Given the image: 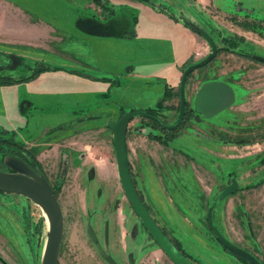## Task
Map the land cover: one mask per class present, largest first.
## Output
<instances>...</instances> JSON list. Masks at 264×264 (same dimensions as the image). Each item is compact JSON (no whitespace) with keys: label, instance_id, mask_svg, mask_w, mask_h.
Returning <instances> with one entry per match:
<instances>
[{"label":"rangeland","instance_id":"rangeland-1","mask_svg":"<svg viewBox=\"0 0 264 264\" xmlns=\"http://www.w3.org/2000/svg\"><path fill=\"white\" fill-rule=\"evenodd\" d=\"M160 1L167 4L164 5L165 8H162L164 11L168 12L169 10L174 15L186 18L192 25L205 29L217 47V53L213 58L188 73L183 85V96L187 104L192 105L193 95L197 87L205 80H223L229 83L234 90L232 103L212 115H201L199 116L200 119H197L191 114H185L176 132L178 138L172 139L169 144L174 147H181V145L186 146L187 141L190 143V147L186 146L189 154L194 157L195 161L209 170L207 173L210 178H208L207 183L210 184L212 189V200L208 205L211 206V212L216 211V209L225 212V209H227L225 208L227 206L226 202L230 203V198L233 199L236 212H241V215L246 212L247 221L244 231L240 224V227L237 224L235 226L234 222L226 217L218 225L215 213L211 214L212 222L227 239L234 240L233 243L248 250L264 264V103L259 101L260 104H253L255 99L252 98L253 95L264 91V62L229 50L230 44L227 42H232L233 50L237 47L236 49L241 48L248 53L264 55V0ZM106 3L107 1L96 0V4L100 6V9L108 10L109 7L104 5ZM115 15L117 16V13ZM147 20L146 15H143L140 10L133 13L129 12L127 21L130 22V25L123 32L126 36L125 42H114L109 52L115 55L120 53V57L124 56V53L133 55L132 48L135 46L134 40L136 39L135 27L141 23L143 27H147ZM10 23L9 19L2 18L1 20V24L6 27ZM20 24L18 19V25L13 27H18L17 33L25 34V30L22 31L23 27L19 26ZM157 25L160 26L161 31H166V29L168 31V27L164 29L161 24L157 23ZM131 29H133V34L129 35ZM194 33L197 36L196 43H198L195 47V56L201 57L210 51V46L201 35ZM142 36L143 33H140L138 28L137 43L141 42ZM2 42L7 43L6 40ZM4 45L6 47L10 46L9 49H17L20 52L0 50V52H6V55L15 56L12 59L8 55L10 67L0 65V74L18 75L20 72L25 73L30 69L27 67L34 65V59L45 62L46 58L52 61L55 58L42 46L34 48L27 45ZM152 55L151 52H146L142 56L151 57ZM94 59L98 62H106L101 58ZM127 60H129L128 57ZM131 64L138 69L136 63L131 61ZM141 64V67H146L145 64ZM128 68V66H125L120 73L107 76L116 80V82L110 83L108 81V83L116 85L118 76L127 71ZM181 70L182 68L179 72ZM178 81L179 75L173 80L171 86H166L169 92L167 99L173 106L163 107L159 109L160 111H156V115L167 123H172L177 117ZM123 91L127 94L126 101L116 102L122 106L119 108L123 110L134 107L130 104L132 101L147 97V92L141 88H126ZM10 93V90L0 88L1 105L7 106L5 103L11 100ZM96 101L98 104L101 103L99 99ZM106 105V108H102V110H108L112 104L107 103ZM15 111H19L16 113L17 118L11 116L9 110L5 113L11 119L9 122L17 128V140L25 148H28L34 157L36 156L35 159L49 183L54 187H58L56 198L63 215L58 264H108L98 252L97 243L119 264H127V247L126 249H120L119 256L114 253L112 247L110 248L111 242L114 241V237H110V223L116 218V208L120 207L117 212L120 215L123 206H125L123 210L127 208L129 214L133 216V226L140 228L141 232L144 228L128 204L119 184L114 151L112 150V137L109 135L110 141H108L101 132L98 133L96 138L88 136V134L82 136L80 140L95 139L101 143L100 145H103L102 142L106 140L105 145L100 147L98 151L102 152V150L109 149V162L106 161L100 164L97 161L96 163L99 172L84 173L83 168L87 170L88 165L95 164L91 163L93 154L99 158L101 152L88 153L86 149V160H84L79 171L77 169L79 163L76 160H66L65 154L71 153V146L70 143H67L68 128L65 125L67 123L65 114L53 112L52 109H45L42 112L40 109L32 110V107L27 108L25 106ZM97 111H100V109L91 108L81 115L86 118H97L98 116H93L98 115ZM28 116L30 117L31 127L26 129L24 120ZM42 120L47 124L51 123V125L43 127V124L40 123ZM139 123H141V127L138 126ZM131 125H134V130L142 132L147 138L158 142V139L148 136L146 132L163 134L155 124L150 122L149 118L144 116H133L129 120L127 128ZM191 129H195L196 134ZM8 131H10V135L12 130ZM108 132L111 134L110 129ZM6 134V137H10ZM68 139L70 140V137ZM50 143L52 145L47 148ZM82 158L83 155L80 156L79 160L82 161ZM130 172L135 186L141 189L131 169ZM165 172L169 175L172 174L173 165L171 163L167 164ZM229 176L236 178L238 188L226 196L218 198L219 187L225 183ZM145 198L151 213L154 214L150 200L146 196ZM252 205H255V208ZM250 217L253 219V224H256L255 228L252 227L251 221H249ZM104 222H106L105 237ZM86 225H90L92 231L96 234L97 238L95 240L88 236ZM242 226L244 227L243 224ZM45 231L46 222L43 218V212L37 204L20 194L0 192V256L2 257H0L2 259L0 264H18L17 254L23 264H39ZM203 231L206 240L205 246L193 243L191 240L186 244L190 248L187 249L185 243L180 242L182 248L192 257L190 259L193 262L245 264L240 257L223 248L207 227L203 228ZM145 235L151 244L159 248L147 232H145ZM170 235L175 237L172 233ZM13 237L16 240L19 238V243H21V249L19 245L12 244L17 252L3 242L5 238L11 241ZM141 239V234H136L133 238L136 244L142 243ZM9 241H6V243H9ZM162 259L169 260L163 252ZM167 264L174 263L170 261Z\"/></svg>","mask_w":264,"mask_h":264},{"label":"crops","instance_id":"crops-1","mask_svg":"<svg viewBox=\"0 0 264 264\" xmlns=\"http://www.w3.org/2000/svg\"><path fill=\"white\" fill-rule=\"evenodd\" d=\"M106 1L104 5L109 7L108 10L100 9L95 0H0V50L20 52L17 49H9L10 46L6 47L4 44L27 45L34 48L42 46L55 57L53 61L46 58L43 63L56 67L42 70L26 81L0 84V88L11 92V100L5 103L7 106L0 104V128L12 130L10 135L9 133L6 135L19 143L16 138L17 128L9 122L11 119L6 116L5 111L9 110L11 116L16 118V113L19 111L15 110L23 106L32 107V110L40 109L42 112L45 109H52L53 112L65 114L67 116L65 125L68 128L67 143L71 146V153L66 152L67 160L78 161L80 163L78 171L86 160V149L88 153L101 152L98 151L99 148L106 143V140L100 145L101 143L95 139L88 141L80 139L85 134L96 138L101 132L110 141L109 135L111 137L112 135L108 132L106 122L118 116L121 105L116 102L126 101L127 94L123 90L141 88L147 92V97L132 101L130 103L132 106L142 108L153 105L160 98L164 84L171 86L173 80L180 74V68L200 57L195 56L197 36L183 23L179 15L171 17L167 11L141 0ZM136 10L142 11L148 20L147 27H143L142 23L135 27L133 55L122 52L124 56L120 57V53L115 55L109 52L114 42H125L126 36L123 32L130 25L127 14ZM2 18L9 19L10 25L7 27L2 25ZM18 19L21 23L19 26L23 27L22 31L25 30V34L17 33L18 27H13L18 25ZM157 23L164 29L168 27V31L167 29L161 31ZM138 28L143 36L141 42L137 43ZM62 32L64 34H61ZM4 40L7 43H3ZM146 52H151L153 55L143 57ZM94 58H101L106 62H98ZM131 61L136 63L138 69L132 66ZM141 63L146 67H141ZM125 66L129 68L118 76L116 85L76 72L84 71L95 77L111 76L120 73ZM29 72L30 69L25 73L20 72L11 76L20 78L28 75ZM263 92L253 95L252 98L256 100H253V104L259 101L264 103ZM97 99L101 100L100 104L97 103ZM107 103L112 105L108 110H102L106 108ZM91 108L100 109L97 111L98 115H93L98 116L97 118H86L81 115ZM29 118L28 116L24 120L26 129L31 127ZM40 123L43 127L51 125L44 120ZM133 126L128 127L125 134L127 158L138 185L150 200L155 221L183 244L186 245L192 240L193 243L205 246L204 213L206 205L212 200V189L207 183L210 178L207 173L209 170L189 154L186 146L190 147V143L187 141L186 146L181 145V147H174L169 142L163 144L147 138L142 132L134 130ZM51 145L52 143L48 144L47 148ZM81 155H83L82 161L79 160ZM100 156L98 158L93 154L91 163L95 164L88 165L87 170L83 168L84 173L98 171L97 161L100 164L109 162V149L102 150ZM170 163L173 165L171 175L165 172L167 164ZM85 192L86 190L83 193ZM230 199V203L226 202L225 208L228 210L225 209L224 214L221 209L211 213H215L218 225L226 217L231 219L235 226L241 225L244 231L247 221L246 212L242 215L241 212H236L233 199ZM252 206L255 208V205ZM123 208L120 215L117 214L120 207L116 208V218L110 223V237H114L110 248L112 247L111 249L118 256L120 249L126 247L130 251L134 249L136 244L133 238L136 234L145 235L140 228L133 226V216L129 214L127 208L126 210ZM249 219L252 227L255 228L256 224H253L252 217ZM6 241H9L7 238L3 242L10 248L15 244L21 249L19 238L16 240L13 237L9 243ZM186 248L190 249L187 245ZM13 250L17 252L14 248ZM139 255V264H167L171 261L167 256L170 261L162 259V251L151 244L146 235L144 252ZM16 259L18 264H23L18 254Z\"/></svg>","mask_w":264,"mask_h":264},{"label":"water","instance_id":"water-1","mask_svg":"<svg viewBox=\"0 0 264 264\" xmlns=\"http://www.w3.org/2000/svg\"><path fill=\"white\" fill-rule=\"evenodd\" d=\"M141 1L148 2V0ZM190 28L194 32L200 34L207 41L210 46V51L203 58L187 64L181 71L178 82L179 107L176 121L171 124H164L157 116L144 111L142 108H132L122 112L114 120L106 122V125L112 132L116 171L121 189L131 209L138 217L140 223L151 239L174 264L195 263L189 260L175 247L172 241L155 222L141 200L130 174L125 146V132L128 121L134 115L151 118L165 128H172L181 121L184 114L183 85L187 73L195 67L205 64L217 51V47L212 37L205 29L194 24H191ZM249 56L255 60L264 62V55L249 53ZM2 59L5 60V56L0 53V61ZM233 98V89L227 82L219 79L205 80L201 82L194 93L193 107L196 111H201L206 115H210L231 104ZM2 162L5 169H0V192L23 195L33 203L37 204L44 213L46 219V231L39 264H58L63 215L51 184L40 170L33 169L17 156L5 154L2 156ZM235 190L236 180L232 177L230 182L220 190L218 198H222ZM206 220L213 236L223 248L244 258L249 264H263L248 250L231 242L220 233L218 228L211 221L209 209L206 212ZM86 231L88 236L92 240H95L96 237L90 225H86ZM97 250L108 264H118L109 253L105 252L100 247L98 243Z\"/></svg>","mask_w":264,"mask_h":264},{"label":"trees","instance_id":"trees-1","mask_svg":"<svg viewBox=\"0 0 264 264\" xmlns=\"http://www.w3.org/2000/svg\"><path fill=\"white\" fill-rule=\"evenodd\" d=\"M96 1V0H95ZM101 1V0H100ZM102 1H106V0H102ZM150 3H152L153 5H155L157 8H165L164 5H167L165 2L163 1H160V0H148ZM167 10V9H166ZM168 14L171 16V17H174L172 16V12H170L168 10ZM182 20H183V23L190 27L191 23L186 19V18H183L182 17ZM133 34V29L130 30L129 32V35H132ZM229 42L230 44V47L228 48L229 50L231 51H234V52H237L239 54H243V55H246V56H249V53L247 51H244L243 49L241 48H238L236 49L237 47H235V49L233 50V47L231 45V41H227ZM1 54H3L5 56V60L7 61L5 64H3L2 66H6V67H10L9 65V58H8V55L13 59L15 58V56H11V54H8L6 55L5 53L6 52H0ZM213 58V57H212ZM19 59V58H18ZM21 59V58H20ZM22 60V59H21ZM27 68H30V72L28 75L26 76H23V77H20V78H13L12 76L10 75H7V74H0V84H9V83H13V82H17V81H21V80H25V79H29V78H32L34 77L38 72L42 71V70H46V69H54L56 68L55 66H50L48 64H45L43 63L42 61H34V65L32 67H27ZM77 73L79 74H82V75H86V76H89V77H92V78H96V79H100V80H107L109 81L110 83L111 82H116L115 79L113 78H109L107 76H98V77H95L93 75H90L84 71H76ZM169 94L168 92V89L166 87V85L164 86V89H163V92H162V95L160 97L159 100L156 101V103L152 106H145L143 109L150 113V114H153V115H156V111L163 108V107H170L171 104H166L164 103V101L167 99V95ZM178 94V93H177ZM123 109L120 110V112H122ZM151 123L155 124V126H158L157 123L154 121V120H151L149 119ZM141 123H139V127ZM163 131V134L162 135H159L158 133H150V131H147L146 134L150 137H154L156 139H158L160 142L162 143H166L167 141H169L170 139L173 138V135L175 134V130L174 129H171V130H167V129H162ZM10 131H8L7 129H4V128H0V169H5V166L2 162V156L5 155V154H11V155H14V156H17L18 158L22 159L23 161H25L28 165H30L33 169H36V170H40V167L38 165V162L37 160L35 159L34 155L28 150L26 149L25 147H23L21 144H18L17 142H15L12 138L10 137H6L5 134L6 133H9ZM264 149V148H263ZM134 181V180H133ZM135 185V184H134ZM52 189L54 191V193L56 194L57 190H58V187H54L52 186ZM137 191H138V194L139 196L141 197L142 201L144 202L148 212L150 213V215L153 217V214L151 213L150 211V207H149V204L145 198V196L143 195V192L141 189H138L137 188ZM153 219L155 220V218L153 217ZM160 227L162 228L163 232L166 234V236H168V238L172 241V243L175 245V247L182 253L184 254L187 258H192L190 257L186 251L182 248V245L180 243V241L171 236L164 228L163 226L160 225ZM167 232V233H166ZM240 257V256H238ZM243 262L245 264H249L244 258L240 257ZM196 264H206L204 262H197Z\"/></svg>","mask_w":264,"mask_h":264},{"label":"flooded vegetation","instance_id":"flooded-vegetation-1","mask_svg":"<svg viewBox=\"0 0 264 264\" xmlns=\"http://www.w3.org/2000/svg\"><path fill=\"white\" fill-rule=\"evenodd\" d=\"M149 2V1H148ZM150 3V2H149ZM150 4H152V3H150ZM153 5V4H152ZM155 6V5H154ZM172 16H174V14L172 15ZM198 34V33H197ZM200 35V34H199ZM216 53H217V51H216ZM215 53V54H216ZM3 55V54H2ZM215 56V55H214ZM250 57V56H249ZM7 61L6 60H4V59H2L1 61H0V65H3V64H5ZM185 67V66H184ZM183 67V68H184ZM183 68H182V70H183ZM181 70V71H182ZM189 73V72H188ZM188 73H187V75H188ZM180 74H181V72H180ZM180 74H179V77H180ZM7 75H9V74H7ZM187 75H186V77H187ZM11 76V75H10ZM186 79V78H185ZM179 82V81H178ZM229 84V83H228ZM166 86H167V84H165ZM230 85V84H229ZM231 86V85H230ZM232 87V86H231ZM233 89V88H232ZM163 92V91H162ZM233 92H234V90H233ZM177 93H178V87H177ZM162 95V94H161ZM178 95V105H177V114H178V107H179V94H177ZM161 97V96H160ZM193 97H194V95H193ZM160 99V98H159ZM158 99V100H159ZM164 103H166V104H171V102L169 103V101H168V99H166L165 101H164ZM154 105V104H153ZM172 106H173V104H171ZM147 106H152V105H147ZM132 108H138V107H132ZM132 108H129V109H127V110H130V109H132ZM144 107H142V109H143ZM165 108H167V107H165ZM121 110V109H120ZM144 110V109H143ZM124 111H126V110H123L122 112H124ZM145 111V110H144ZM157 111H160V110H157ZM122 112H120L119 111V114H121ZM118 114V115H119ZM185 114H191V115H193L195 118H199V116H201V115H203V116H209V115H206V114H204V113H202L201 111H196L195 109H194V107H193V99H192V105L190 106V105H188L187 104V102H186V100H185V98H184V114H183V117H182V119L184 118V115ZM214 114V113H213ZM153 115V114H152ZM210 115H212V114H210ZM134 116H138V115H134ZM155 116H157L158 117V115H155ZM118 117V116H117ZM116 117V118H117ZM145 117V116H144ZM148 118V117H147ZM160 120H161V122H163L164 124H171V123H167V122H165L162 118H160V117H158ZM177 118V117H176ZM149 119H151V118H149ZM182 119H181V121H182ZM200 119V118H199ZM112 120H114V119H112ZM152 120V119H151ZM108 121H110V120H108ZM176 121V119L173 121V122H175ZM181 121L176 125V126H174V127H172V128H165V127H162V126H160V124H158L157 122V127L162 131V129H167V130H171V129H174L175 130V134L173 135V138L172 139H177V130H178V127L181 125ZM129 122V121H128ZM172 122V123H173ZM107 126V125H106ZM127 126H128V123H127ZM107 128L108 129H110L108 126H107ZM127 128V127H126ZM192 130V132L194 133V134H196V132H195V129H191ZM111 131V130H110ZM162 133H163V131H162ZM125 134H126V132H125ZM111 135H112V132H111ZM172 139H170L169 141H167L166 143H164V144H167L168 142H170ZM160 142V141H159ZM160 143H162V142H160ZM112 145H113V142H112ZM27 149V148H26ZM114 151V150H113ZM65 156H66V160H67V154H65ZM78 162V161H77ZM79 163V162H78ZM129 163V162H128ZM80 164V163H79ZM116 164V163H115ZM129 169H130V166H129ZM41 172L43 173V171L41 170ZM117 172V171H116ZM44 174V173H43ZM130 174H131V172H130ZM131 177H132V175H131ZM234 178L235 180H236V178L234 177V176H229L228 178H227V180L225 181V183L223 184V185H221V187H219V190H218V192H217V197H218V193L220 192V190L226 185V184H228L229 182H230V179L231 178ZM132 180H133V178H132ZM134 183V182H133ZM51 184V183H50ZM120 184V183H119ZM135 186V185H134ZM220 186V185H219ZM51 187H52V185H51ZM135 188L137 189V187L135 186ZM238 188V181L236 180V189ZM123 192V191H122ZM138 192V191H137ZM124 194V193H123ZM56 195V194H55ZM125 196V195H124ZM226 196V195H225ZM141 198V197H140ZM127 200V199H126ZM142 200V199H141ZM128 202V201H127ZM144 203V202H143ZM129 204V203H128ZM145 205V204H144ZM210 210V214H212L211 213V206L209 207V205L207 204L206 205V207H205V213H204V217H205V222H206V227L208 228V230L209 231H211L210 230V228H209V226H208V223H207V220H206V212H207V210ZM133 211V210H132ZM139 220V219H138ZM211 221H212V215H211ZM140 222V221H139ZM156 222V221H155ZM157 223V222H156ZM213 223V222H212ZM158 224V223H157ZM214 224V223H213ZM159 225V224H158ZM103 226H104V237L106 236V229H105V227H106V222H104L103 223ZM159 227H160V225H159ZM144 228V227H143ZM161 228V227H160ZM162 229V228H161ZM144 232H147L146 230H145V228L144 229H142ZM219 230V229H218ZM163 231V230H162ZM220 231V230H219ZM222 232V231H221ZM220 232V233H221ZM94 233V232H93ZM212 233V232H211ZM148 234V233H147ZM222 234V233H221ZM95 235V237H96V234H94ZM149 235V234H148ZM166 235V234H165ZM213 235V234H212ZM223 235V234H222ZM224 236V235H223ZM168 237V236H167ZM225 237V236H224ZM97 238V237H96ZM95 238V239H96ZM151 238V237H150ZM143 242L142 243H139V244H136V242L134 243V244H136V246L134 247V249L133 250H131L130 251V249H128V253H127V264H139V262H138V258H139V254H141V253H143L144 252V247H145V235H143L142 236V239H141ZM229 240V239H228ZM230 241L232 242H234V240H232V239H230ZM162 251V250H161ZM163 252V251H162ZM108 253V252H107ZM164 253V252H163ZM235 254V253H234ZM235 255H237V254H235ZM237 256H239V255H237ZM113 258V257H112ZM114 259V258H113ZM189 260H191L190 258H188ZM115 260V259H114ZM194 260V259H193ZM116 261V260H115ZM192 261V260H191ZM195 261V260H194ZM117 262V261H116ZM193 262V261H192ZM118 263V262H117ZM195 264H196V262H194ZM119 264V263H118Z\"/></svg>","mask_w":264,"mask_h":264},{"label":"bare ground","instance_id":"bare-ground-1","mask_svg":"<svg viewBox=\"0 0 264 264\" xmlns=\"http://www.w3.org/2000/svg\"><path fill=\"white\" fill-rule=\"evenodd\" d=\"M42 212H43V211H42ZM43 218H44V220H45V222H46V219H45L44 213H43Z\"/></svg>","mask_w":264,"mask_h":264}]
</instances>
